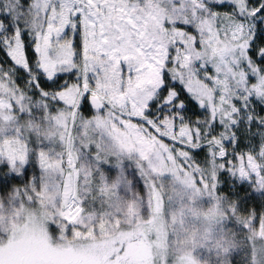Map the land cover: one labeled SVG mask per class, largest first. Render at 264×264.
<instances>
[{
	"label": "snow or ice",
	"instance_id": "6c2138e0",
	"mask_svg": "<svg viewBox=\"0 0 264 264\" xmlns=\"http://www.w3.org/2000/svg\"><path fill=\"white\" fill-rule=\"evenodd\" d=\"M0 264H264V0H0Z\"/></svg>",
	"mask_w": 264,
	"mask_h": 264
}]
</instances>
